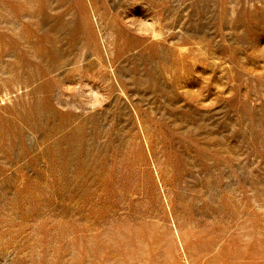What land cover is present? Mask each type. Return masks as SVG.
<instances>
[{
    "label": "rangeland",
    "instance_id": "374dc122",
    "mask_svg": "<svg viewBox=\"0 0 264 264\" xmlns=\"http://www.w3.org/2000/svg\"><path fill=\"white\" fill-rule=\"evenodd\" d=\"M0 264H264V0H0Z\"/></svg>",
    "mask_w": 264,
    "mask_h": 264
},
{
    "label": "bare ground",
    "instance_id": "6f19581e",
    "mask_svg": "<svg viewBox=\"0 0 264 264\" xmlns=\"http://www.w3.org/2000/svg\"><path fill=\"white\" fill-rule=\"evenodd\" d=\"M41 85H42V84H41ZM44 100H45V99H44ZM32 109H33V108H32ZM35 109H37V108H34V110H35ZM34 110H32V111L34 112ZM29 111H30V109H29ZM30 112H31V111H30ZM33 112H32V113H33ZM28 113H29V112H28ZM28 113H27V114H28ZM24 115H25V114H24ZM33 115H34V114H33ZM35 115H37V114H35ZM38 116H39V115H38ZM75 118H76V115H75ZM36 119H37V118H36ZM28 124H29V123H28ZM34 124H35V122H34ZM57 128H58V127H57ZM52 129H53V127H52ZM57 130H58V129H57ZM47 131H48V130H47ZM52 133H54V132L52 131ZM59 138H60V137H59ZM55 139L57 140V138H55ZM55 142H56V141H55ZM53 144H54V143H53ZM53 144H52V145H53ZM55 146H56V145H55ZM75 148H76V147H75ZM46 150H47V149H46ZM44 151H45V150H44ZM57 151H58V150H57ZM58 153H59V152H58ZM58 156H59V154H58ZM35 157H36V156H35ZM71 161H72V160H71ZM70 164H71V163H70ZM58 174H59V173H58Z\"/></svg>",
    "mask_w": 264,
    "mask_h": 264
}]
</instances>
